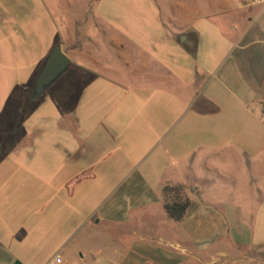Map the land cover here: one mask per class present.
Masks as SVG:
<instances>
[{"label": "crops", "instance_id": "0c3cea01", "mask_svg": "<svg viewBox=\"0 0 264 264\" xmlns=\"http://www.w3.org/2000/svg\"><path fill=\"white\" fill-rule=\"evenodd\" d=\"M49 1L0 0V135L54 47L74 65L0 158V264H192L227 240L264 248V199L249 228L234 195L207 188L228 162L264 170V5L192 0L165 23L156 0H64L58 17ZM165 185L190 199L179 223Z\"/></svg>", "mask_w": 264, "mask_h": 264}, {"label": "rangeland", "instance_id": "374dc122", "mask_svg": "<svg viewBox=\"0 0 264 264\" xmlns=\"http://www.w3.org/2000/svg\"><path fill=\"white\" fill-rule=\"evenodd\" d=\"M74 1L76 3L79 2V0ZM197 1L202 3L200 5L203 6L204 0L203 2H201L202 0ZM47 2L50 3L49 0ZM156 2L163 11L162 19L166 23L172 10H180L184 4L190 6L192 0H156ZM66 3L64 0H58L54 9L55 16L58 17L62 14L63 8L66 11ZM72 72H74L73 64L66 72L67 74L65 73V76L63 75L51 89L47 90L41 99L49 95L52 89L61 90V87L68 81V76ZM59 95L65 96L64 93H59ZM247 164L241 167V171H238L231 162H228L224 168L227 176L210 177L212 182L209 183L207 188L211 194L215 190L214 193L216 195L226 199H228V196L234 195L231 202L241 207L244 224L249 228H255L258 203L264 199V170L260 169V167L253 170V161H248ZM203 189L205 190V188ZM225 203L223 202V204ZM192 264H264V248L244 246L227 240V242L220 243L218 248L214 247L213 252L201 256L197 262Z\"/></svg>", "mask_w": 264, "mask_h": 264}, {"label": "trees", "instance_id": "16d2710c", "mask_svg": "<svg viewBox=\"0 0 264 264\" xmlns=\"http://www.w3.org/2000/svg\"><path fill=\"white\" fill-rule=\"evenodd\" d=\"M32 89L33 87L31 92ZM31 92L21 94L17 89L10 97L4 115L5 127L0 135V158L9 153L10 149L4 150L5 146L9 147L10 144L14 143V133L36 105V103L33 105L29 103ZM162 195L167 216L175 223L181 222L190 207V199L185 189L182 186L165 185L162 189Z\"/></svg>", "mask_w": 264, "mask_h": 264}, {"label": "water", "instance_id": "95a60500", "mask_svg": "<svg viewBox=\"0 0 264 264\" xmlns=\"http://www.w3.org/2000/svg\"><path fill=\"white\" fill-rule=\"evenodd\" d=\"M70 64L71 61L63 53L62 46L59 44L54 47L38 74L29 98V103L31 105L37 103L46 91L67 72Z\"/></svg>", "mask_w": 264, "mask_h": 264}, {"label": "built area", "instance_id": "2783aa9c", "mask_svg": "<svg viewBox=\"0 0 264 264\" xmlns=\"http://www.w3.org/2000/svg\"><path fill=\"white\" fill-rule=\"evenodd\" d=\"M239 8H250L264 5V0H231ZM264 114V113H263ZM48 264H62L60 256H56Z\"/></svg>", "mask_w": 264, "mask_h": 264}]
</instances>
